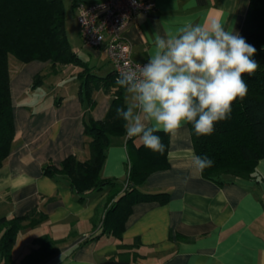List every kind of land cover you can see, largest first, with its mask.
Here are the masks:
<instances>
[{
    "label": "crops",
    "instance_id": "crops-1",
    "mask_svg": "<svg viewBox=\"0 0 264 264\" xmlns=\"http://www.w3.org/2000/svg\"><path fill=\"white\" fill-rule=\"evenodd\" d=\"M94 1L63 0L65 22L68 10L75 12L78 35V4ZM150 1L154 8L137 13L124 30L136 61L148 60L153 34L175 32L189 21L219 19L239 32L249 4V0ZM68 40L91 73L104 76L113 70L103 46H86L81 38ZM8 70L14 137L0 167V216H19L33 207L46 214L42 222L18 231L12 264H20L38 247L34 239L44 234L56 240L55 252L36 264H264V156L252 177L236 176L223 184L207 179L191 166L195 151L188 124L175 136L168 135L169 166L152 171L137 185L142 192H167L166 202L137 201L119 237L104 232L81 243L99 231L97 216L110 186L79 199L65 177L44 174L42 164L58 165L70 154L79 160L89 158L85 122L104 118L117 86L113 82L92 87L90 104L84 92L79 93L80 65L59 64L53 72L48 61L22 62L9 55ZM37 73L43 74L42 83L32 87ZM122 95L127 107L124 89ZM128 138L126 132L110 136L100 169L101 177L121 183L118 193L129 172ZM132 143L142 142L134 137Z\"/></svg>",
    "mask_w": 264,
    "mask_h": 264
},
{
    "label": "trees",
    "instance_id": "trees-1",
    "mask_svg": "<svg viewBox=\"0 0 264 264\" xmlns=\"http://www.w3.org/2000/svg\"><path fill=\"white\" fill-rule=\"evenodd\" d=\"M238 33L257 49L253 59L258 62L259 67L254 74L243 76L248 86L247 95L233 102L231 118L217 122L214 132L209 136H197L193 126L188 124L195 154L207 155L214 160V165L205 169L202 176L219 184L230 182L236 176L252 177L257 161L264 156V0H249ZM9 54L22 62L48 61L53 72L59 64L73 63L82 66L77 75L83 85L79 93L81 96L84 92L90 104L92 87L99 84L110 86L116 81L113 71L104 76L91 73L86 63L73 51L65 29L63 0H0V167L10 152L14 137ZM42 80L43 74L37 73L32 87L40 85ZM116 86L104 118L85 122L84 132L89 137V158L79 160L70 154L58 165L51 161L42 164L44 174L65 177L79 194V199H83L88 192L100 191L105 186H110L101 207L102 211L100 213L99 210L97 216L99 231L89 234L81 243L104 232L119 237L135 202H166L168 198L167 192L148 193L137 187L152 171L169 166V134L162 131L157 135L166 146L163 155L154 153L142 143L135 146L132 143L133 138H128L130 165L122 192L118 193L121 183L100 175L110 136L125 133V122L116 114L117 107L126 108L123 89ZM45 219L46 214L38 207H33L19 216H0V262L12 264V246L20 229L34 226ZM34 243L38 247L27 253L20 264H36L55 252L56 240L50 235H41L34 239Z\"/></svg>",
    "mask_w": 264,
    "mask_h": 264
},
{
    "label": "clouds",
    "instance_id": "clouds-1",
    "mask_svg": "<svg viewBox=\"0 0 264 264\" xmlns=\"http://www.w3.org/2000/svg\"><path fill=\"white\" fill-rule=\"evenodd\" d=\"M153 35L147 63H126L116 78L130 101L116 114L129 138L163 155L166 146L157 133L175 136L191 124L197 136L211 135L217 122L231 118L233 102L247 95L243 76L254 74L259 64L253 59L257 49L219 19L189 21L175 32ZM213 165L207 155L192 156L196 172Z\"/></svg>",
    "mask_w": 264,
    "mask_h": 264
},
{
    "label": "built area",
    "instance_id": "built-area-1",
    "mask_svg": "<svg viewBox=\"0 0 264 264\" xmlns=\"http://www.w3.org/2000/svg\"><path fill=\"white\" fill-rule=\"evenodd\" d=\"M153 8L154 3L150 0H97L78 4L80 38L86 46L105 48L115 80L126 63L133 66L147 63V60L132 58L131 44L124 30L137 13L149 12Z\"/></svg>",
    "mask_w": 264,
    "mask_h": 264
},
{
    "label": "rangeland",
    "instance_id": "rangeland-1",
    "mask_svg": "<svg viewBox=\"0 0 264 264\" xmlns=\"http://www.w3.org/2000/svg\"><path fill=\"white\" fill-rule=\"evenodd\" d=\"M75 25H76L75 12L68 10V12H67V20L65 22V29H66V33H67L68 39H69V37H72L75 40H79L80 39L78 37L79 35L77 33V29L75 28ZM9 55H11V54H9Z\"/></svg>",
    "mask_w": 264,
    "mask_h": 264
}]
</instances>
